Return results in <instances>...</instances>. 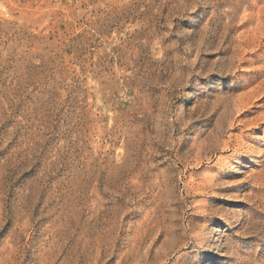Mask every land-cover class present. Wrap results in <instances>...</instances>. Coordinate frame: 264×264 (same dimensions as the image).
<instances>
[{
    "label": "rangeland",
    "instance_id": "374dc122",
    "mask_svg": "<svg viewBox=\"0 0 264 264\" xmlns=\"http://www.w3.org/2000/svg\"><path fill=\"white\" fill-rule=\"evenodd\" d=\"M0 264H264V0H0Z\"/></svg>",
    "mask_w": 264,
    "mask_h": 264
},
{
    "label": "bare ground",
    "instance_id": "6f19581e",
    "mask_svg": "<svg viewBox=\"0 0 264 264\" xmlns=\"http://www.w3.org/2000/svg\"><path fill=\"white\" fill-rule=\"evenodd\" d=\"M229 217V216H228ZM232 217V216H231ZM158 223V222H157ZM151 224V223H150ZM160 227V226H159ZM149 230V228L147 229ZM154 230V229H153ZM152 232V231H151ZM154 232V231H153ZM149 233V232H148ZM206 239V238H205ZM215 239V238H214ZM154 241V240H153ZM205 244V243H204ZM217 245V244H216ZM211 247V246H210ZM218 248V247H217ZM175 263V262H174Z\"/></svg>",
    "mask_w": 264,
    "mask_h": 264
}]
</instances>
